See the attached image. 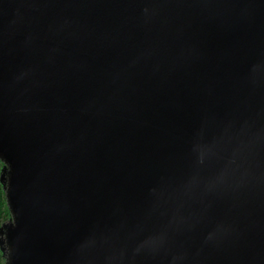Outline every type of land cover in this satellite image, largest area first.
Masks as SVG:
<instances>
[{"label": "water", "instance_id": "water-1", "mask_svg": "<svg viewBox=\"0 0 264 264\" xmlns=\"http://www.w3.org/2000/svg\"><path fill=\"white\" fill-rule=\"evenodd\" d=\"M6 264H264V0H0Z\"/></svg>", "mask_w": 264, "mask_h": 264}, {"label": "rangeland", "instance_id": "rangeland-1", "mask_svg": "<svg viewBox=\"0 0 264 264\" xmlns=\"http://www.w3.org/2000/svg\"><path fill=\"white\" fill-rule=\"evenodd\" d=\"M2 167H3V165H0V172H1ZM0 181H1V180H0ZM2 190H3V188H2V185L0 184V200H1V199L3 200V197L5 196V195H4L5 192L3 193ZM3 191H4V190H3ZM5 203H6V201H5ZM6 205H7V203H6ZM3 206H4V205H3ZM3 206L0 207V225H1L3 222L9 220V219H10V216H11L10 211H9V208H8V215H9V217L7 218V213H6V211L2 208ZM0 264H6V263H5V258H4V255H3V252H2V250H1V248H0Z\"/></svg>", "mask_w": 264, "mask_h": 264}, {"label": "trees", "instance_id": "trees-1", "mask_svg": "<svg viewBox=\"0 0 264 264\" xmlns=\"http://www.w3.org/2000/svg\"><path fill=\"white\" fill-rule=\"evenodd\" d=\"M0 165H3V162L0 160ZM0 184L2 185V188H3V190H4V185L2 184V182L0 181ZM2 190V192L4 193V191ZM5 195V194H4ZM5 201H6V198H5V196L3 197V200L1 199L0 200V207L1 206H3L2 208L6 211V213H7V218L9 217V215H8V205H6V203H5ZM5 258V257H4Z\"/></svg>", "mask_w": 264, "mask_h": 264}]
</instances>
